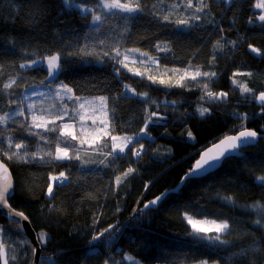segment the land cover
Masks as SVG:
<instances>
[{"label": "trees", "instance_id": "obj_1", "mask_svg": "<svg viewBox=\"0 0 264 264\" xmlns=\"http://www.w3.org/2000/svg\"><path fill=\"white\" fill-rule=\"evenodd\" d=\"M77 2L92 4V0ZM122 2L134 4L136 0ZM188 2L140 0L142 14L125 18L117 13L97 25L91 13L85 17L79 9L64 6L62 0H42L45 11L38 18H34L33 0H0V115L24 108L21 101L26 90L50 83L44 66L34 71L19 65L64 49L63 71L53 82H63L77 97L107 98L108 136L103 142L108 146L99 145L85 152L84 158L75 155L69 161L53 162L45 156L49 151L54 154L64 138L57 140L59 131L33 128L40 136L30 135L21 127L29 125L26 109L25 116L13 117L19 123L0 125V161L15 184L9 204L27 217L40 245L42 264L49 259L54 264H235L245 259L234 255L241 251L247 253L248 264H264V227L256 224L257 220L264 224V188L256 183L264 177V112L256 101L264 92L260 10L253 8L256 0H203L207 7L195 13L201 0H191L193 8H188ZM96 14L106 15L99 8ZM165 15L171 22L163 20ZM192 15L201 19L188 26L176 24ZM252 47L259 50V56L251 52ZM128 49L146 53L153 64L139 61L124 68L117 61L123 60ZM116 51L121 55L109 59ZM82 59L87 63H81ZM197 71L201 76L193 81L191 76ZM205 71H215V82L203 77ZM205 83L207 90L227 93V98L208 103ZM125 84L135 96L122 95ZM242 88L250 91L244 93ZM145 92L146 100L142 99ZM203 108L210 114L201 118ZM153 112L157 115L152 116ZM234 114L248 118L237 119ZM160 118L162 124L150 125L152 140L143 149L135 148L136 144L129 147L140 152L139 157L128 149L123 159L112 162L108 153L113 135L132 138L146 121ZM245 128L261 137L255 146L243 150L242 157L226 159L215 172L185 183L158 208L141 211L145 203L175 188L204 148ZM9 137L16 143L27 141L26 150L44 160L26 164L21 158L9 159L6 153L16 151L14 145L9 150ZM129 167L133 172L124 175ZM61 171L68 179L61 187L55 182L49 199L50 177H59ZM189 218L231 222L222 234L226 243L210 245L197 240L196 235L203 234L196 233ZM110 227L112 231L105 232ZM0 229L8 264H32L33 245L24 231L21 234L18 225L1 215ZM100 233L104 236L94 246L90 244ZM42 235L48 238L43 248ZM21 236L26 239L17 238ZM129 255L132 260H124Z\"/></svg>", "mask_w": 264, "mask_h": 264}, {"label": "snow or ice", "instance_id": "obj_2", "mask_svg": "<svg viewBox=\"0 0 264 264\" xmlns=\"http://www.w3.org/2000/svg\"><path fill=\"white\" fill-rule=\"evenodd\" d=\"M225 3H230L231 0H224ZM62 3L66 7H74L79 9L80 13L84 14L85 17L88 16L89 13L92 14V23L93 24H100L102 21H106L110 19L112 16H115L117 13L124 14L125 18L142 14L143 9L141 7L140 0H136L134 4L122 2V0H92V4L84 5L81 3H78L77 0H62ZM33 8H34V18H38L39 16H42L45 11V6L42 3V0H33ZM193 4L191 0L188 2V8H193ZM207 7L206 4H203V0H201V6H195V13H201L204 11V9ZM96 8H99L102 12L106 13L105 16L96 14ZM254 9H259L260 14H258V20L261 22V27H264V0H256V2L253 5ZM253 16H257L256 12L252 13ZM201 19L199 15H192L190 19H180L176 21L177 25H184L188 26L190 24V21L198 22ZM163 20L166 22H171L168 15H165L163 17ZM249 23H253L251 20ZM223 31V29H221ZM159 49V46H158ZM63 51H67V49H64ZM63 51L58 54L49 55L46 57L47 59V80H56L58 79L59 74L63 71L61 63L58 61H63ZM129 52H138V49H128ZM252 53H256L258 56L260 55V52L257 48L252 47L251 48ZM105 56H109V53L105 52ZM121 53L119 51H116L115 56H109V59L116 60L117 57H119ZM146 53L140 52V56H146ZM69 56H71V52H69ZM128 56H124V60H127ZM124 60H118L117 62L121 65L125 66ZM103 62V61H101ZM81 63H87L85 60H81ZM140 63H144L143 60L140 61ZM20 69H31L34 71H39L42 68V61L32 60L30 63H21L19 65ZM114 71L117 73V75H120L119 70L114 68ZM174 71H179V69H175ZM136 75H140V73H136ZM203 77L205 78H213L212 82H215L216 73L215 71H212L211 73L208 71H205L202 73ZM201 76V72L197 71L195 75L191 76V79L195 81L197 77ZM153 80V83H156L155 78H151ZM181 79H184L182 76ZM45 83L46 87H51L50 84H48L46 81L42 82ZM160 84H164L165 82L163 80L159 81ZM235 83V81L233 82ZM9 84H4V88H9ZM59 87L63 89L66 92H72V88L68 87L63 82L60 83ZM125 92L122 93V95H127L128 92H133V95H135V92L129 88L127 84L124 86ZM206 90V95L208 97V103H216L219 100L226 99L227 93L220 92L218 94H214L212 91L207 90L209 88L208 83H205L204 85ZM242 92L248 93L250 90L248 88H242ZM148 97V93L145 92L143 94L142 99L146 100ZM27 99V97H25ZM71 99V97H69ZM101 103L106 101V97L101 96L98 98ZM256 101L259 103L262 112H264V92H261L258 96H256ZM12 103H16L15 100L12 101ZM21 104H23V101H21ZM81 107H84V104L82 103L80 105ZM33 106L31 104L28 105V111L29 113H32ZM206 114L209 113L208 108H203L199 111V116L201 118H204ZM157 113L153 112L152 116H156ZM16 116H25V111L23 107H20L18 110L14 112H5L4 115H0V125L7 124L8 122H14L19 123L18 121H14L13 117ZM68 117L69 120H72L73 117L68 115L67 111L57 114L56 120H64L65 117ZM235 118L247 120V116L241 117L239 114H234ZM83 119V118H81ZM56 120H49L48 123L54 125V127H47L44 121V117L41 116L39 118V122L37 116L32 115V123L31 125L28 124H21V127L25 128L29 131V134L32 136H40V133L38 132H32V128H40L43 131L46 132H54L59 130V136L57 137V140L60 138H64L61 143H57V146L55 148V153L53 154L51 151L46 152L45 156H47L51 161L53 162H63L65 160H69L72 157L70 156V150H76L74 145H70L68 143L67 138L71 137L72 141H76L78 139L77 134H75L73 130V124L72 123H63L62 125H57ZM108 121L100 120V124L108 126ZM114 123V120H113ZM163 123V119H149L144 123V126L140 128V132L137 136L129 138H123L124 143L117 144L115 141L118 139H121L120 137L113 135L111 137L113 144H112V150L108 155L112 156V162L114 163L118 159H123V155L125 154L126 149H129V145L132 144H140L141 149L144 148V144L147 142H150L152 140V137L149 135V127L150 125H159ZM96 124V120L93 119V125ZM81 127H84L83 124L80 125ZM192 133L189 132L188 136L191 138ZM45 142H49L48 137H41ZM258 139V132L255 130H247L246 128L244 130H238V135H227L223 140H221L218 144H215V147L219 149V151L216 154H213L209 156V152H203V154L200 156V159L195 162V166L189 170V172L181 178V185L184 183H187L190 180L197 179L201 177L203 174L207 173L210 169L217 167L221 163V159H229L232 158L234 153H238L244 146L252 145L253 142L257 141ZM93 140H95V137H93ZM85 141H81V145H83ZM16 149V151H8L6 154L9 159H12L14 157L21 158L24 163L30 164L34 163L37 159L44 160V156H39L36 153H30L26 149L28 147V142L23 141L20 143H16L12 137L8 138V148L11 150L13 148ZM223 146V147H221ZM132 151L131 149H129ZM211 151V149L209 150ZM132 155L139 157L141 155L138 151H132ZM79 159V157H76ZM99 163L104 164L105 167H109V164H105L104 160H101ZM133 168L129 167L127 169V172L124 173V175H128V173H132ZM63 178V179H60ZM50 179L55 180L56 187H61L65 185V181H67L68 177L65 175V172L61 171L59 173V177H50ZM116 182H120V177H116ZM257 185L261 188H264V177H261L260 180H258ZM179 187V185H178ZM14 194L13 185L11 182V179L8 175V168L5 167L3 163H0V205L3 207L0 208V212L3 211V209H8L7 213H4V215L7 217L10 223L16 224L20 228L21 234L23 233V225L22 221L27 219L26 216H24L23 212L16 211L11 208L9 204V200L12 198ZM47 195L49 199L53 198V184L49 183L47 188ZM170 195L169 192H165L161 194L160 196H157L152 201L145 203L143 205V210H147L150 208H154V206H157L159 203L163 202L165 199L168 198ZM19 217V219H17ZM188 223L192 225L194 229H196V233H203V235H196V239L199 241H205L210 245H223L226 243L225 239L222 238V234L229 230L230 223L227 220L216 222L215 220L211 221L212 227L209 229L204 228H197L196 223L193 222L191 218H189ZM257 225H260L261 227H264V224L261 223V220L256 221ZM112 231V228L105 229V232ZM214 232L215 235H210L209 233ZM3 229H0V235H3ZM104 236V233H100L99 235L93 236L92 240L89 242L93 246L95 245V242L100 240L101 237ZM19 239H26V237H17ZM47 237L42 235L41 236V248H43L44 244L47 242ZM261 241L264 242V236L261 237ZM33 254H34V261L33 264H42L41 259L38 256H35V253L38 251V249L33 246L32 248ZM237 257H245L243 260H237L235 264H248V258L247 253H244L243 251L234 253ZM5 246L3 243H0V261L3 262V264H8V260L5 258ZM124 260L131 261L132 256H125ZM43 264H54L52 260H46L43 262ZM105 264H109L108 261L105 262ZM217 264H224L223 261H218Z\"/></svg>", "mask_w": 264, "mask_h": 264}, {"label": "rangeland", "instance_id": "obj_3", "mask_svg": "<svg viewBox=\"0 0 264 264\" xmlns=\"http://www.w3.org/2000/svg\"><path fill=\"white\" fill-rule=\"evenodd\" d=\"M125 55L128 56L127 60H124ZM125 55L122 57L124 60V64H138L139 61L141 60H143L144 63L148 62L146 63V65L153 64V61L149 62L150 60L149 56L147 55L140 56V52L129 53L128 51V53H125ZM37 61H42V66H44V68L47 71L46 57L44 59L37 60ZM58 62L60 63V61ZM123 67L125 68V66ZM53 81L55 80H48V82H50L49 84L51 85V87H46L45 84H41L38 86H33L24 92L22 106H24V109H26L27 111V114H28L27 118L29 120V125H31L32 123V115H35L38 118L37 122H39V118L43 116L46 126L54 127V125L48 123V121L56 120L57 114L67 111L68 115L72 116L73 119L69 120L68 117L66 116L64 120H56V124L62 125L63 123H66V122L73 124V130L75 134H77L78 139L74 141L76 154L72 153V150H70V156L72 158L75 155L79 158L87 157L85 152L89 150L98 149L99 145L102 148L106 149L108 146V143L106 141L103 142V140H105L108 136V126L106 127L105 125L100 124V120L107 121L106 101L101 103V101L98 99L99 97H94V98L77 97L75 96L73 91L66 92L63 89H61L59 87L61 82H53ZM127 95L135 96L133 95V92H128ZM25 97H27V99H25ZM69 97H71V99H69ZM82 103L84 104V107L80 106ZM29 104L33 106L32 113H29L28 111ZM257 104L259 105L258 102ZM16 110L17 109H15L14 111ZM93 119L96 120L95 125H93ZM81 124H83L84 127H81L80 126ZM33 129L42 130L40 128H33ZM57 131L59 130L57 129ZM93 137H95V140H93ZM69 138L71 139V137ZM120 138L121 139H118L117 141H115V143L122 145L124 143L123 138L125 137H120ZM81 141H85V143L81 145ZM112 144H113V141L111 139V149H112ZM130 146L131 145H129V147ZM135 148L141 149L140 144H136ZM127 150L128 149H126V151ZM69 160H65V161H69ZM52 177H56V176H52ZM50 180L54 187L55 180H52V179ZM195 223H196L197 228L209 229L212 227L211 222H195ZM194 230L196 231V229ZM200 234H203V233H200Z\"/></svg>", "mask_w": 264, "mask_h": 264}, {"label": "water", "instance_id": "obj_4", "mask_svg": "<svg viewBox=\"0 0 264 264\" xmlns=\"http://www.w3.org/2000/svg\"><path fill=\"white\" fill-rule=\"evenodd\" d=\"M229 135H238V133H237V134H229ZM225 137H226V136H225ZM225 137H223V138L217 140V141L214 142L213 144H211V145H209L208 147L204 148V149L200 152L199 157H198L197 160L200 159V156L203 154V152H209V156H211V155H213V154H216V153L219 151V149H217V148L215 147V144H218V143H219L221 140H223ZM260 137H261V136L258 134V139H257V141L253 142L252 145L244 146V147H243L238 153H234L232 157H237V158L242 157V156L244 155V153H243L244 151H243V150L246 149V148H249V147L255 146V145L257 144V142L259 141ZM221 147H223V146H221ZM210 149H211V151H209ZM197 160H196V161H197ZM225 160H226V159H223V158H222V159H221V163H220L217 167L210 169L207 173L203 174V175H202L201 177H199V178L205 177V176H207V175H209V174L215 172L216 170H218V169L222 166V164H223V162H224ZM196 161H195V162H196ZM0 163H2V162L0 161ZM194 166H195V163H194L193 167H194ZM5 167H6V166H5ZM193 167H192V168H193ZM8 175H9V177H10V179H11V182H12V185H13V189H14L15 184H14V180H13L12 174H11V172H10L9 169H8ZM197 179H198V178H197ZM184 184H185V183H184ZM184 184L181 185V182H180V183L178 184L179 187H178V185H177L175 188L170 189V190H168V191H166V192H169L170 194L177 193V192L182 188V186H183ZM164 193H165V192H164ZM159 196H160V195H159ZM149 202H150V201H149ZM161 203H162V202H161ZM161 203H159L157 206H154V208H150V209H156V208H158V206H159ZM2 207H3V206L0 205V208H2ZM147 210H149V209H147ZM143 211H146V210H143ZM7 212H8V209H3V211L0 212V215L3 216V217H5V218L7 219V217L4 215V213H7ZM17 219H19V217H17ZM22 225H23V230H24V234H25V236L30 240V242L32 243V245L35 246V247L38 249V251L35 253V256H38V257L40 258V257H41V250H40V245H39V243H38L37 236H36L35 232L33 231L32 227L30 226V224H29V222H28L27 219H25V220L22 221ZM33 261H34V257H33ZM32 264H33V263H32Z\"/></svg>", "mask_w": 264, "mask_h": 264}]
</instances>
